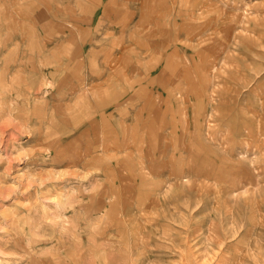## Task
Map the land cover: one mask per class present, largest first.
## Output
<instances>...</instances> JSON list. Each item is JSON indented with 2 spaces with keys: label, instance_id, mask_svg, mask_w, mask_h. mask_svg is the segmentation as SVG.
Instances as JSON below:
<instances>
[{
  "label": "rangeland",
  "instance_id": "rangeland-1",
  "mask_svg": "<svg viewBox=\"0 0 264 264\" xmlns=\"http://www.w3.org/2000/svg\"><path fill=\"white\" fill-rule=\"evenodd\" d=\"M0 264H264V0H0Z\"/></svg>",
  "mask_w": 264,
  "mask_h": 264
}]
</instances>
